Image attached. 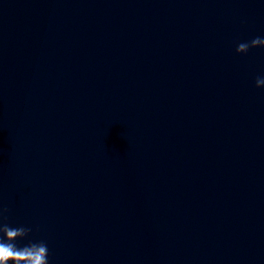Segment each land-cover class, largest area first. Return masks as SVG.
Returning <instances> with one entry per match:
<instances>
[{"label":"water","instance_id":"water-1","mask_svg":"<svg viewBox=\"0 0 264 264\" xmlns=\"http://www.w3.org/2000/svg\"><path fill=\"white\" fill-rule=\"evenodd\" d=\"M264 0H0V208L48 264H264Z\"/></svg>","mask_w":264,"mask_h":264},{"label":"clouds","instance_id":"clouds-1","mask_svg":"<svg viewBox=\"0 0 264 264\" xmlns=\"http://www.w3.org/2000/svg\"><path fill=\"white\" fill-rule=\"evenodd\" d=\"M264 47V39L256 37L249 42H241L236 47L238 54H246L251 48ZM256 87L264 86V77H257ZM7 209L0 208V264H48V246L44 242L29 243L18 247L17 240L24 239L30 228L12 227L4 222Z\"/></svg>","mask_w":264,"mask_h":264}]
</instances>
